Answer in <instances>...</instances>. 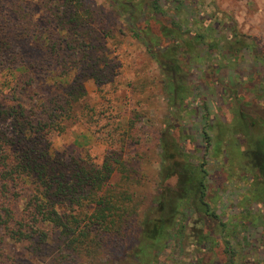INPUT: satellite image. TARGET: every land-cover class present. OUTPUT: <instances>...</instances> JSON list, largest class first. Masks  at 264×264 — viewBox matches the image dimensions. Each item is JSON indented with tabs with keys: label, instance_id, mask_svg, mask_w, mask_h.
<instances>
[{
	"label": "trees",
	"instance_id": "obj_1",
	"mask_svg": "<svg viewBox=\"0 0 264 264\" xmlns=\"http://www.w3.org/2000/svg\"><path fill=\"white\" fill-rule=\"evenodd\" d=\"M105 1L154 64L140 87L165 113L147 133L146 113L104 90L88 0L43 4L44 33L26 0H0V238L52 249L50 264H264V46L215 0ZM26 45L49 56L28 63ZM59 48L81 71L46 69L53 89L37 90ZM83 77L101 102L84 105ZM69 120L110 127L101 160L54 149ZM149 137L151 176L124 159Z\"/></svg>",
	"mask_w": 264,
	"mask_h": 264
},
{
	"label": "rangeland",
	"instance_id": "obj_2",
	"mask_svg": "<svg viewBox=\"0 0 264 264\" xmlns=\"http://www.w3.org/2000/svg\"><path fill=\"white\" fill-rule=\"evenodd\" d=\"M26 1L32 5L31 12H33L36 26L44 33L49 26V22H47L49 13L43 8V4L49 8L55 3V0ZM88 1L97 9L94 22L98 32L94 39V44L97 47L95 56L105 58L108 63L105 67L103 63L100 64L99 75L109 84L112 83L111 86H105L104 90H108L114 101L118 103V108L129 111L136 106L145 112L149 119L144 120V127L147 133H150V125L152 123L159 124V120L165 113V102L158 95L154 86L140 87L145 78L154 77L156 73L154 64L139 42L130 36L125 24L115 15L105 0ZM215 2L214 10L217 8L229 14L242 33L254 37L258 44L264 46V0H215ZM203 8L208 12H213L209 0H205ZM23 55L28 63L49 56L45 53V49L28 45L23 48ZM77 58L76 54L69 56L65 49L59 48L51 55L50 60H44L45 70H42L41 74L35 72L38 75L34 77L37 79L35 83L37 90L49 91V89H53L51 79L46 78V73L49 71L46 69H56L60 73L63 63L64 69L70 71L69 81L72 82L76 79L77 73L81 71L75 68L77 65H75V59ZM49 64L52 66L48 67ZM90 72L88 70L87 74ZM82 84L86 92L84 105L91 106L102 101L99 88L92 79L83 77ZM139 88L143 93L137 91ZM102 123L105 122L102 121ZM67 124L66 133L54 137V149L66 153H71L72 150H82L84 153L89 152L96 157L97 161L101 160L100 158L107 152L108 147L103 132L108 131L110 127L97 131L99 126L89 128L86 124L76 120H69ZM153 146L155 144L152 137L142 140L141 149L137 146H129L125 151V162L134 165L140 173L145 172L146 175L151 176L155 165L153 159H149L153 155ZM145 147L147 149H144ZM142 151H146L144 161L137 158V154ZM139 174L137 175L139 176ZM50 250L52 249L47 248L44 253L36 254L29 251L23 244L0 238V253L4 259H0V264H50L49 255L52 253Z\"/></svg>",
	"mask_w": 264,
	"mask_h": 264
}]
</instances>
